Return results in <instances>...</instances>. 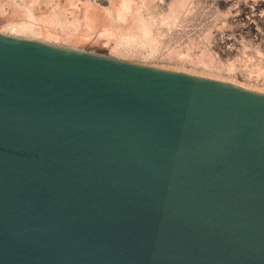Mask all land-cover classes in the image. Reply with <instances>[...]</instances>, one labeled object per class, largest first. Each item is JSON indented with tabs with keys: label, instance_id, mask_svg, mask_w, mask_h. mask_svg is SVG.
I'll use <instances>...</instances> for the list:
<instances>
[{
	"label": "water",
	"instance_id": "95a60500",
	"mask_svg": "<svg viewBox=\"0 0 264 264\" xmlns=\"http://www.w3.org/2000/svg\"><path fill=\"white\" fill-rule=\"evenodd\" d=\"M0 264H264V95L0 35Z\"/></svg>",
	"mask_w": 264,
	"mask_h": 264
},
{
	"label": "rangeland",
	"instance_id": "374dc122",
	"mask_svg": "<svg viewBox=\"0 0 264 264\" xmlns=\"http://www.w3.org/2000/svg\"><path fill=\"white\" fill-rule=\"evenodd\" d=\"M0 35L264 93V0H0Z\"/></svg>",
	"mask_w": 264,
	"mask_h": 264
},
{
	"label": "bare ground",
	"instance_id": "6f19581e",
	"mask_svg": "<svg viewBox=\"0 0 264 264\" xmlns=\"http://www.w3.org/2000/svg\"><path fill=\"white\" fill-rule=\"evenodd\" d=\"M17 40H18V39H17ZM22 41H23V40H22ZM26 42H28V41H26ZM30 43H32V42H30ZM35 44H37V43H35ZM39 45H41V44H39ZM43 46H45V45H43ZM81 54H83V53H81ZM178 74H181V73H178ZM182 75H184V74H182ZM187 76H191V75H187ZM191 77H198V78L206 79V80H209V81L217 82V81H214V80H212V79H209V78H206V77H201V76H191ZM217 83H219V82H217ZM224 84H226V83H224ZM226 85H230V86H233V87H237V86H235V85H232L231 83H227ZM237 88H238V87H237ZM243 90H244V89H243ZM245 90H247V91H252V92H256V93H259V94L264 95V93H260V92H257V91L248 90V89H245Z\"/></svg>",
	"mask_w": 264,
	"mask_h": 264
}]
</instances>
